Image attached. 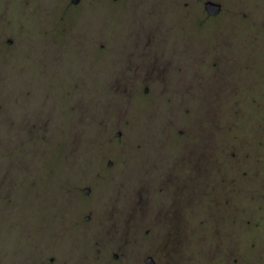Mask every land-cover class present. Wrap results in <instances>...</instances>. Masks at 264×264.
<instances>
[{
    "label": "rangeland",
    "instance_id": "1",
    "mask_svg": "<svg viewBox=\"0 0 264 264\" xmlns=\"http://www.w3.org/2000/svg\"><path fill=\"white\" fill-rule=\"evenodd\" d=\"M172 5L91 0L75 13L60 0H0V264H104L88 226L103 217L132 223L116 208L128 211L147 191L151 165L161 171L182 160L171 132L189 127L180 104L127 101L104 81L123 34L163 26L166 6V20L181 22ZM252 67L236 71V95L219 107L204 103L202 115L188 104L192 127L196 120L214 127L220 159L232 146L242 162L221 169L234 180L231 209L202 216L210 217L202 264L264 262V72ZM86 187L92 198H84Z\"/></svg>",
    "mask_w": 264,
    "mask_h": 264
},
{
    "label": "flooded vegetation",
    "instance_id": "2",
    "mask_svg": "<svg viewBox=\"0 0 264 264\" xmlns=\"http://www.w3.org/2000/svg\"><path fill=\"white\" fill-rule=\"evenodd\" d=\"M170 1L181 14V22L166 20V6L163 26L143 25L140 31L123 34L120 53L104 81L106 86L122 89L120 93L126 99L130 96V101L162 99L168 105L180 104L182 115H190L184 117L189 127H174L171 132L180 145L182 160L168 161L160 166L161 171L151 165L153 176L145 185L147 191L144 188V194L140 191L132 197L128 211L116 208L132 223L121 226L103 217L88 226L104 264H202L209 240L202 229L210 220L202 216L228 213L235 203L234 180L221 169L241 165L238 153L231 146L220 159L214 127H204L200 120L192 127L194 109L188 104H196V112L203 115L202 104L219 107L229 96L235 97L236 71L253 66L264 72V0ZM60 2L65 10L80 13L91 0ZM208 4L218 7L211 11ZM261 82L250 80L255 88L262 86ZM141 88L140 95L137 91ZM94 195L91 190L84 198ZM251 195L244 200L245 210L251 207ZM90 214L85 223H92ZM137 214H143L139 222ZM214 222L219 224L216 219ZM197 230L199 233L192 235ZM144 231L147 234L142 236Z\"/></svg>",
    "mask_w": 264,
    "mask_h": 264
},
{
    "label": "water",
    "instance_id": "3",
    "mask_svg": "<svg viewBox=\"0 0 264 264\" xmlns=\"http://www.w3.org/2000/svg\"><path fill=\"white\" fill-rule=\"evenodd\" d=\"M76 1V0H75ZM208 7H209V9L212 11L213 9H214V7H218V6H210V4H208ZM121 133H119V135H120ZM91 191V188L90 187H87L86 189H85V192L86 193H89Z\"/></svg>",
    "mask_w": 264,
    "mask_h": 264
},
{
    "label": "trees",
    "instance_id": "4",
    "mask_svg": "<svg viewBox=\"0 0 264 264\" xmlns=\"http://www.w3.org/2000/svg\"><path fill=\"white\" fill-rule=\"evenodd\" d=\"M124 116H126V117H127V115H124Z\"/></svg>",
    "mask_w": 264,
    "mask_h": 264
}]
</instances>
